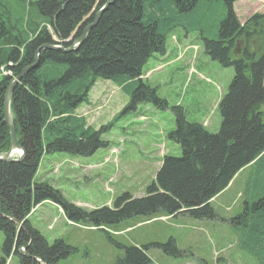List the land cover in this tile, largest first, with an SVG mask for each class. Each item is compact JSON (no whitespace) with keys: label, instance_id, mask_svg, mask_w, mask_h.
<instances>
[{"label":"trees","instance_id":"1","mask_svg":"<svg viewBox=\"0 0 264 264\" xmlns=\"http://www.w3.org/2000/svg\"><path fill=\"white\" fill-rule=\"evenodd\" d=\"M3 2L4 4H1ZM217 3L224 15L214 38L201 29L206 3ZM236 0H111L84 41L72 52L43 50L35 68L13 90L12 125L20 162H0V233L4 259L19 264H60L74 249L62 240L51 244L29 221L32 210L50 202L71 223L94 228L121 253L115 264H151L149 250L177 259L183 255L176 242L119 246L111 235L128 220L185 217L217 220L210 201L223 192L233 177L248 167L240 211L228 221L239 247L264 264V14H255L241 26L233 6ZM105 0H0V155L9 150L10 135L3 123V101L11 80L34 63L36 51L55 46L52 35L68 48L92 23ZM51 29L52 35L47 31ZM199 33L203 54L233 78L217 106L221 118L217 134L188 123L181 109L167 140L179 157L164 156L145 196L122 194L111 207L91 211L68 203L36 173L45 156L63 154L92 157L107 149L102 140L112 123L94 129L76 114L89 104L98 80L111 82L127 97V104L112 122L134 113L140 105L165 111L167 103L157 89L143 81V68L153 55L163 57L166 41L175 30Z\"/></svg>","mask_w":264,"mask_h":264},{"label":"rangeland","instance_id":"2","mask_svg":"<svg viewBox=\"0 0 264 264\" xmlns=\"http://www.w3.org/2000/svg\"><path fill=\"white\" fill-rule=\"evenodd\" d=\"M205 5L201 29L206 37L214 38L224 10L215 2ZM233 10L242 26L251 16L264 14V0H236ZM47 31L53 34L51 29ZM52 39L55 46L62 45L63 41L53 35ZM6 75L9 73L0 68V79ZM233 75L231 68H221L203 54L198 32L187 35L181 29L175 30L166 41L165 55H153L141 77L157 89L167 109L157 111L150 105H140L134 113L112 122L127 104V97L111 82L98 80L89 93V104L82 105L77 114L94 129L112 123L108 133L102 136L108 148L88 158L46 156L35 180L47 182L68 203L86 211L109 208L125 193L133 199L144 197L162 158L180 156L179 148L166 138L175 127V110H182L186 122L203 125L208 133L217 134L221 124L217 106ZM247 175L248 167H245L210 201L217 215L213 222L185 217L138 219L119 225L117 234L106 232L119 246L165 244L173 239L183 253L173 259L150 249L151 264H263L239 247L238 238L228 224L240 211ZM29 221L48 244L62 240L74 249L60 264H115L121 254L104 233L69 222L62 210L50 202L35 207ZM3 244L4 236L0 233V263L4 259ZM5 264H19V261L10 256Z\"/></svg>","mask_w":264,"mask_h":264},{"label":"water","instance_id":"3","mask_svg":"<svg viewBox=\"0 0 264 264\" xmlns=\"http://www.w3.org/2000/svg\"><path fill=\"white\" fill-rule=\"evenodd\" d=\"M110 1L111 0H105V5L95 14V17H94L92 23H90L89 25H87L83 29L82 34L78 39L71 41L72 37H70L68 40L65 41V43L71 42L70 47L63 48L62 45H57V46L44 45V46L40 47L35 53L34 63L31 66L25 68L19 76L15 77L11 80L8 87L6 88V91L4 94V101H3V123L8 128V132L10 135V147L6 153H4L3 155H0V162H20L23 158V151L17 144L16 135H15L14 128H13L12 121H11V117H10V100L12 97L13 90L15 89L17 84L21 81L22 77L29 70L35 68V66L37 64L38 54L41 51L53 50V51H61L64 53L74 51L84 41V39L86 38L90 29L97 23L101 13L110 4Z\"/></svg>","mask_w":264,"mask_h":264}]
</instances>
